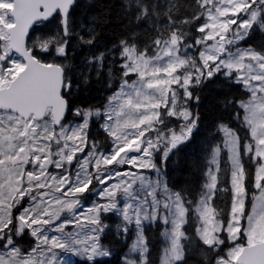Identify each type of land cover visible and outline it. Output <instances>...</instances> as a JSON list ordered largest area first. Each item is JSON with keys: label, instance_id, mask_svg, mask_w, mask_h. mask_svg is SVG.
Segmentation results:
<instances>
[{"label": "snow or ice", "instance_id": "obj_1", "mask_svg": "<svg viewBox=\"0 0 264 264\" xmlns=\"http://www.w3.org/2000/svg\"><path fill=\"white\" fill-rule=\"evenodd\" d=\"M75 3L0 0V264H73L67 254L97 264L110 255L100 243L107 213L119 217L123 237L134 233L129 252L137 259L126 264H149L145 232L153 224L163 225L161 264H187L194 240L186 225L210 250L220 248V234L227 233L233 246L216 264H264V44H240L254 26L264 31V0H193L183 20L172 15L179 5L170 0L163 13L168 20L151 45L121 40L120 86L103 114L74 111L64 92L71 84L64 60H42L35 52L67 58L77 35L70 15ZM134 7L135 18L147 22L165 6L134 0ZM54 21L55 36H37L30 47V30L43 32L41 26ZM88 33L80 39L91 45L95 36L91 28ZM103 59L101 53L86 66L99 75ZM217 75L248 93L235 113L245 135L219 125L223 139L206 154L193 199L168 186L156 154L164 164L194 139L198 117L186 106L191 88ZM93 115L103 119L101 130L111 141L106 150L90 136ZM168 117L183 121L178 131ZM250 183L260 195L246 214ZM88 196L101 202L88 204ZM242 235L246 244L236 243ZM25 237L33 238L28 249L20 247Z\"/></svg>", "mask_w": 264, "mask_h": 264}, {"label": "trees", "instance_id": "obj_2", "mask_svg": "<svg viewBox=\"0 0 264 264\" xmlns=\"http://www.w3.org/2000/svg\"><path fill=\"white\" fill-rule=\"evenodd\" d=\"M145 2L158 3L165 7L161 8L160 15H153L151 20L145 22V20L138 21L135 18L134 0H76L71 10V21L73 23L81 21L82 25H72L77 35L71 37L66 67L67 69L71 68L73 74L72 76L68 70L67 74L72 88L69 91L70 94L65 93L73 110L102 109L110 92L117 87L116 80L120 75L118 60L121 40H134L139 48H144L151 45L152 38L157 35L156 30L163 27L168 20V16L163 13L167 12L170 0H145ZM171 2L179 5V10H174L172 15L181 20L191 15L193 0H171ZM195 23H199V21ZM182 27L191 29L193 35H199L192 25H182ZM89 28L92 29L95 40L93 44L86 45L82 43L80 36H87ZM247 44L257 47L264 44V31H261L258 26H254L250 37L242 41V45ZM35 52L39 54L37 51ZM101 53L104 54L103 67L97 75L95 70H89L91 66H86V62L89 58L97 57ZM109 69L112 72L111 77L108 74ZM242 89L241 85L230 82L219 75L214 76L211 80H205L201 85L194 84L192 86L193 99L189 100L190 110L193 116L198 117L197 127L193 132L194 139L181 144L169 153L166 163H158V166L166 173L165 179L171 189L185 194L190 193V198H197L202 184L205 156L209 153L212 145L220 144L222 141L219 132L221 123L236 129L241 136L245 135V129L241 127L240 119L235 116L237 111H241L236 102L248 97V93ZM196 97L199 99L197 100ZM66 115L70 120V114ZM100 126V117L90 119V136L100 141L103 147L106 142V134ZM245 164L247 165L246 157ZM253 193V184L250 183L245 202L246 213L251 205ZM104 220L108 227L101 235L100 243L110 252V255L98 258L97 264H123L122 259L132 242L134 233H130L129 237H123L118 233L116 226L120 223V219L113 214L105 215ZM186 227L194 240L192 247L186 253L187 264H215L219 257L225 256L227 240L223 233H221V237L225 239V243L216 250H210L198 241L194 227L190 225H186ZM161 232V224H153L146 229L149 264H159L161 251L164 247ZM32 242L33 238L25 237L21 241L20 247L28 249L32 246ZM75 264H91V262L80 260Z\"/></svg>", "mask_w": 264, "mask_h": 264}, {"label": "rangeland", "instance_id": "obj_3", "mask_svg": "<svg viewBox=\"0 0 264 264\" xmlns=\"http://www.w3.org/2000/svg\"><path fill=\"white\" fill-rule=\"evenodd\" d=\"M240 44L242 45V41L240 42ZM243 46V45H242ZM44 53H48V52H44ZM39 55V54H38ZM18 58V57H17ZM39 58L40 59H43V58H41V56L39 55ZM19 59V58H18ZM119 74H120V71H119ZM116 84H117V87H116V89H114V90H112L111 92H110V96L116 91V90H118V88H119V86H120V75L118 76V78H117V80H116ZM242 86V85H241ZM242 90L243 91H245L246 92V90L244 89V87L242 86ZM247 93V92H246ZM109 96V97H110ZM109 97H108V99H107V101H106V103H105V105H104V107L102 108V109H94V110H91V111H93V113H95V111L96 110H99L100 111V113L101 114H103L104 113V111H105V107H106V105L108 104V100H109ZM187 108L190 110V102H189V100L187 101ZM239 106V105H238ZM75 111V110H74ZM81 111H87V110H81ZM191 111V110H190ZM242 111V110H241ZM191 113H192V111H191ZM193 114V113H192ZM97 116L96 115H93L91 118H96ZM101 118V117H100ZM80 120V117H78V116H75L74 114H70V120L69 121H71V122H76V121H79ZM167 120L171 123V125H172V127L173 128H175V129H177V131L179 130L178 129V126L181 124V123H183V121L182 120H177L176 118H174V117H168L167 118ZM103 123V119L101 118V124ZM219 132H220V134H221V139H223V133L220 131V129H219ZM150 135H153V133H149ZM110 143H111V141H110V138H108V139H106V142L104 143V146H103V148L106 150L108 147H109V145H110ZM85 151H87V149H85ZM161 155H162V153H157L156 154V163L158 164H161L160 163V157H161ZM112 167H115V165H112ZM126 167V166H125ZM163 170V169H162ZM142 172L144 173V174H150V173H148L147 172V170H142ZM151 175V174H150ZM153 178H154V176H153ZM112 181H110V183H111ZM253 189H254V193H253V196H252V202H251V205H250V207H249V210H248V212L246 213V214H251V212H252V208H253V205H257L258 206V202H257V200L255 199V197H259V195H260V193H259V191L254 187V185H253ZM85 195H87V194H85ZM101 202L100 200H99V198L98 197H95V196H88V200L86 201V203H88V204H91L92 202ZM107 214H112V213H107ZM107 214H105V215H107ZM114 215V214H113ZM116 216V215H115ZM118 217V216H117ZM242 223L244 224V226H245V228L247 227V221L246 220H244V221H242ZM162 229H163V225H162ZM53 233H49V235H52ZM224 234V236H225V238H226V240H227V247L225 248V256H226V254H227V251H228V249H230L232 246H233V242L232 241H230V240H228L227 239V233L226 232H224L223 233ZM161 235H162V232H161ZM221 235V234H220ZM198 238V237H197ZM134 239V235H133V238H132V240ZM162 239H163V237H162ZM132 243V242H131ZM236 243H244V244H246V237H244L243 235H242V239L241 240H238V241H236ZM130 246H131V244H130ZM130 246H129V248H130ZM129 248H128V250L126 251V254H125V257L122 259V263L123 264H126V262H127V259L128 258H131V259H133V260H135V259H137V253H130L129 252ZM163 249H164V247H163ZM163 249H162V251H161V255H160V259H159V264H161V260H162V257H163ZM57 252L59 253L60 252V250H57ZM66 258L67 259H69V260H71L72 262H73V264H75L76 262H78V261H80V260H87L85 257H83V256H77V255H75V254H67V256H66ZM103 258H105V257H103ZM101 259V258H100ZM217 261V260H216ZM215 264H216V262H215Z\"/></svg>", "mask_w": 264, "mask_h": 264}, {"label": "flooded vegetation", "instance_id": "obj_4", "mask_svg": "<svg viewBox=\"0 0 264 264\" xmlns=\"http://www.w3.org/2000/svg\"><path fill=\"white\" fill-rule=\"evenodd\" d=\"M70 15L72 17V11L70 12ZM72 25H82V24H81V21H80L78 23L77 22L76 23L72 22ZM41 27L43 29V32H33L32 30H30V33H29L30 39L27 41L29 46H32V41L35 40V38L37 36H40L42 34L55 36L56 31L59 28V22L58 21H54L51 24H47L46 27H44V26H41ZM35 51H37L40 54L41 58H43L42 60H52V59H58L59 60V59H63L64 60V64L67 67V64H68L67 58L65 59L63 57H56L55 53H44V52L39 51V49H35ZM68 70H69V72H71V75L73 76L71 68H68ZM71 88L72 87L70 86L68 89H65L64 92L68 95V93H69Z\"/></svg>", "mask_w": 264, "mask_h": 264}, {"label": "water", "instance_id": "obj_5", "mask_svg": "<svg viewBox=\"0 0 264 264\" xmlns=\"http://www.w3.org/2000/svg\"><path fill=\"white\" fill-rule=\"evenodd\" d=\"M21 59H23L22 57H20Z\"/></svg>", "mask_w": 264, "mask_h": 264}]
</instances>
